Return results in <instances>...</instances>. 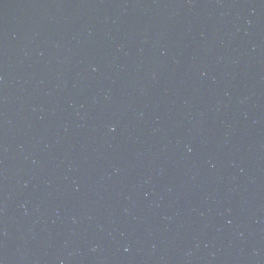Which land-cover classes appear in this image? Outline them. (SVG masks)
Masks as SVG:
<instances>
[{"label":"water","instance_id":"obj_1","mask_svg":"<svg viewBox=\"0 0 264 264\" xmlns=\"http://www.w3.org/2000/svg\"><path fill=\"white\" fill-rule=\"evenodd\" d=\"M0 264H264V0H0Z\"/></svg>","mask_w":264,"mask_h":264}]
</instances>
